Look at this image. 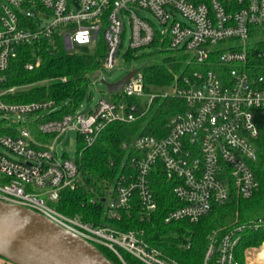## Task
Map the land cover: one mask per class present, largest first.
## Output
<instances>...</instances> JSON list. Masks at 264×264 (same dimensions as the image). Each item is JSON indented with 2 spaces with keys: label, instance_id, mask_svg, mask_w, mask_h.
<instances>
[{
  "label": "built area",
  "instance_id": "obj_1",
  "mask_svg": "<svg viewBox=\"0 0 264 264\" xmlns=\"http://www.w3.org/2000/svg\"><path fill=\"white\" fill-rule=\"evenodd\" d=\"M137 8L151 11L162 28ZM124 13L131 23L130 51L157 42L187 53L191 69L165 85L172 88L166 91L147 88L143 64L117 91L119 99L101 98L77 115L59 114L63 103L53 98L9 101L4 94L15 87H6L0 92V199L42 213L111 250L122 264H129L124 252L140 264H184L150 242L144 229L99 224L58 204L65 190L86 186L89 201L102 202L108 219L136 207L139 218L149 221L159 210L156 175L170 183L174 197L165 223L198 221L215 204L253 196L260 187L254 166L264 122V0H0V86L20 47L48 41L55 48V36L69 51L76 44L103 45L102 67L112 68L123 44ZM40 63L37 55L26 67ZM170 95L184 99L185 107L168 118L165 134L139 133L124 144L127 156L104 193L86 183L76 158H61L55 148L71 129L90 145L109 123L136 120L157 98ZM15 112L28 115L14 119ZM261 225L264 217L234 226L221 239L213 235L200 264H239L242 231ZM244 256L246 264H264V241L247 247Z\"/></svg>",
  "mask_w": 264,
  "mask_h": 264
},
{
  "label": "trees",
  "instance_id": "obj_2",
  "mask_svg": "<svg viewBox=\"0 0 264 264\" xmlns=\"http://www.w3.org/2000/svg\"><path fill=\"white\" fill-rule=\"evenodd\" d=\"M55 40L58 43L55 48L48 41L20 47L18 56L10 63L7 71L8 80L3 86L41 80L43 82L29 89L17 91L9 96V101L53 98L57 103H63L59 114L74 111L79 106L92 82L91 74L102 67L104 46L100 45L93 54L78 53L67 50L61 38L55 36ZM155 43L157 42L153 44ZM167 52L170 53L162 57L160 61L144 64L142 69L148 89L151 85L153 87L168 85L191 69L187 53L183 51L171 53L170 50ZM37 55L41 57L40 65L33 69L27 68L26 64L35 60ZM126 99L134 101L132 97H126ZM185 105L184 99L178 96L157 98L148 112L136 120H117L109 123L94 143L87 145L82 138H79L76 161L86 183L94 186L99 193H104L119 173L121 164L127 156L128 150L124 144L129 143L139 133L165 134L168 118ZM258 145L259 159L254 168L260 181L259 190L250 198L235 196L226 203L215 204L211 211L198 221L164 222L163 216L173 204L174 197L170 183L159 175H156L152 181L159 200V210L151 219L152 221L141 220L136 207L132 209L131 214L124 212L120 219H108L103 213L102 202L92 204L89 201L90 194L86 186L76 190H65L63 201L58 204V207L69 213L87 210L95 214L96 221L99 219V221L115 223L114 225L118 227L124 222L125 224L122 225L137 229L144 228L150 242L160 246L179 262L200 264L213 235L221 239L234 226L264 217V122L261 124ZM173 232L178 233V236L172 234ZM263 241L264 225L247 226L242 231V237L236 247L239 264H246L244 251L247 247H258ZM98 248L113 262L122 264L111 250L100 245ZM124 257L129 264H140L128 252H124Z\"/></svg>",
  "mask_w": 264,
  "mask_h": 264
},
{
  "label": "water",
  "instance_id": "obj_3",
  "mask_svg": "<svg viewBox=\"0 0 264 264\" xmlns=\"http://www.w3.org/2000/svg\"><path fill=\"white\" fill-rule=\"evenodd\" d=\"M101 81L117 92L136 72ZM0 256L16 264H117L97 246L28 207L0 199Z\"/></svg>",
  "mask_w": 264,
  "mask_h": 264
},
{
  "label": "rangeland",
  "instance_id": "obj_4",
  "mask_svg": "<svg viewBox=\"0 0 264 264\" xmlns=\"http://www.w3.org/2000/svg\"><path fill=\"white\" fill-rule=\"evenodd\" d=\"M138 13L141 14L142 16L149 17L151 21L153 22L154 26L156 28L161 29L162 25L161 23L155 18L154 14L151 11H148L146 9H140L137 8ZM182 18V16L180 15ZM123 20H124V34H123V44L120 47V50L117 54V60L116 64L112 68H106V67H101L97 71L93 72L91 74V80L92 82L90 83L86 94L84 95L82 101L80 102L79 106L74 110V115H77L78 113H88L90 109H93L98 101L101 98H106V99H119L120 93L118 92H109L106 85L101 81L102 77H105L108 81L113 82L121 78L123 75L128 73L129 71L135 69V68H140L143 64H148L151 62L155 61H160L162 57H164L166 54L170 53L159 47L158 45L154 44L152 46H147L143 49H139L137 51L131 52L129 50V45H130V38H131V23L130 19L127 13L123 14ZM220 46H227L226 42H221ZM98 50L97 44H89V45H74L70 51L72 52H78V53H90L93 54ZM164 50V51H162ZM173 53V52H171ZM48 82V80H45ZM43 80L37 81V82H29V83H24V84H17V85H9V86H0V92L4 91L6 87H12L14 86L15 89L9 92H6L4 94V97L6 99L9 98V96L17 93V91H22L29 89L32 86H35L37 84L42 83ZM162 87V88H161ZM156 89L158 87H155ZM159 88L164 89L166 91L172 90L171 87L169 86H160ZM158 90V89H157ZM9 100V99H8ZM141 100H146V96H143ZM27 113H23L20 116L27 117ZM16 112L13 114L14 119H18L20 117ZM31 118H34L35 115L30 116ZM1 119V118H0ZM76 120V119H75ZM74 120V121H75ZM21 126H27L25 122L21 124ZM78 132L76 129H71L69 130L66 134H64L58 142L55 144L56 150L59 152L60 157L64 156H69L73 159L77 157V150H78ZM74 207V206H73ZM72 208V206H71ZM74 213H80L84 215L86 218L95 221L96 223L99 224H112L114 225L115 223H110L106 221H96L95 214H92L91 212L87 210H77ZM92 218V219H91ZM130 219V218H129ZM132 220V216H131ZM130 220H128L129 222ZM150 221V220H149ZM152 221V220H151ZM101 222V223H100ZM124 222L121 223V226L118 227L117 225H114L118 228H121L123 230H129V229H137L135 227H130L126 225ZM138 229H144V228H138ZM147 234V233H146ZM172 234L177 235L178 233L173 232ZM255 264H258L255 262Z\"/></svg>",
  "mask_w": 264,
  "mask_h": 264
},
{
  "label": "crops",
  "instance_id": "obj_5",
  "mask_svg": "<svg viewBox=\"0 0 264 264\" xmlns=\"http://www.w3.org/2000/svg\"><path fill=\"white\" fill-rule=\"evenodd\" d=\"M252 262H255V261H252ZM252 262H251V264H252ZM256 263L261 264L259 262H256ZM0 264H16V263H14L10 260H7V259L0 256Z\"/></svg>",
  "mask_w": 264,
  "mask_h": 264
}]
</instances>
